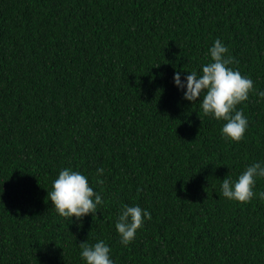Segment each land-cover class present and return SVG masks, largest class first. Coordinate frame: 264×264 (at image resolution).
Listing matches in <instances>:
<instances>
[{"label": "trees", "instance_id": "16d2710c", "mask_svg": "<svg viewBox=\"0 0 264 264\" xmlns=\"http://www.w3.org/2000/svg\"><path fill=\"white\" fill-rule=\"evenodd\" d=\"M217 38L264 90V0H0V264H85L80 243L99 240L115 264H264V200L221 192L264 161V101L237 106L249 127L229 141L173 83ZM68 167L101 194L96 214L47 197ZM123 204L152 216L128 246Z\"/></svg>", "mask_w": 264, "mask_h": 264}, {"label": "clouds", "instance_id": "9594fccd", "mask_svg": "<svg viewBox=\"0 0 264 264\" xmlns=\"http://www.w3.org/2000/svg\"><path fill=\"white\" fill-rule=\"evenodd\" d=\"M209 56L210 62L202 64L199 73L191 71L182 79L181 72L177 71L173 83L183 92V99L200 103L205 116L226 122L221 128L223 138L239 142L249 127V118L237 106L247 101L250 93L257 96L258 101H264V90L256 89L250 77L231 67L238 61L229 54L228 47L221 39L217 38L213 42ZM103 172V168L96 169L98 177ZM258 178H264V161L247 166L235 180L223 179V197L240 203H248L257 196L264 200V192L254 191ZM47 197L60 216L71 220L73 217L80 220L88 214H96L104 203L101 194L90 185L88 177L71 167L59 171L52 182V190L47 191ZM151 218V213L138 204H123L115 222L120 243L128 246L135 239L137 231ZM80 248V256L85 264H115L111 248L103 240L91 245L81 242Z\"/></svg>", "mask_w": 264, "mask_h": 264}]
</instances>
